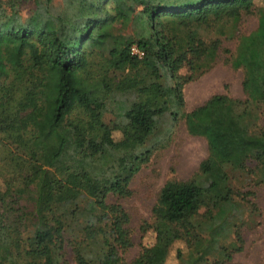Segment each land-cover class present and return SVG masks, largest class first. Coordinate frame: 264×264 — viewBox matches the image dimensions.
Masks as SVG:
<instances>
[{"label": "trees", "instance_id": "1", "mask_svg": "<svg viewBox=\"0 0 264 264\" xmlns=\"http://www.w3.org/2000/svg\"><path fill=\"white\" fill-rule=\"evenodd\" d=\"M258 1L36 0L27 16L0 13V264H165L178 241L180 264H226L243 250L246 215L260 210L227 167L252 163L264 183ZM252 14L258 26L243 33ZM228 40L246 98L215 94L186 111V83L231 52ZM163 118L172 125L160 128ZM180 121L209 157L189 180L166 182L141 225L154 240L128 260L119 200Z\"/></svg>", "mask_w": 264, "mask_h": 264}, {"label": "rangeland", "instance_id": "2", "mask_svg": "<svg viewBox=\"0 0 264 264\" xmlns=\"http://www.w3.org/2000/svg\"><path fill=\"white\" fill-rule=\"evenodd\" d=\"M35 1L0 0V13L5 9L9 12L19 9L23 15L27 16L35 7ZM63 3L64 0H54V4L62 5ZM258 3L264 5L261 1ZM257 26V16L255 14L248 15L243 19L241 31L249 33ZM225 48L231 52L222 51L212 68L186 83L184 87L186 111H191L202 105L215 94H228L233 98L243 100L246 98L243 89L244 71L234 68L229 61L235 48V42L226 41ZM181 73L188 74L189 71L184 68ZM159 125L164 129V127L171 126L172 123L170 119L163 118ZM170 130L164 137L162 134L159 135L161 140L155 144L156 148L150 160L134 176L130 185L132 195L119 200L131 216L132 236L135 244L126 254L128 260L134 259L145 245L151 244L154 240L153 230L144 232L141 225L146 220H152L153 207L166 182L189 180L209 157V145L206 138L190 134L184 121H180ZM113 137L116 141H120L122 133L115 131ZM120 147L128 150L134 146L123 142ZM227 170L232 187L249 193V199L258 205L260 211L246 215V224L242 229L244 248L226 264H264V183L260 182L258 172L252 163H249L246 168L227 167ZM179 248H185L180 241L172 247L165 264H180L177 256ZM67 256L72 259L69 249Z\"/></svg>", "mask_w": 264, "mask_h": 264}, {"label": "built area", "instance_id": "3", "mask_svg": "<svg viewBox=\"0 0 264 264\" xmlns=\"http://www.w3.org/2000/svg\"><path fill=\"white\" fill-rule=\"evenodd\" d=\"M133 52L136 54V55H138V56H140V57H142L143 56V52L142 51H140L137 47H133Z\"/></svg>", "mask_w": 264, "mask_h": 264}]
</instances>
